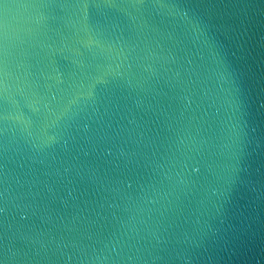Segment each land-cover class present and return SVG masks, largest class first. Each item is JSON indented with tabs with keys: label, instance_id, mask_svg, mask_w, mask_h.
Masks as SVG:
<instances>
[{
	"label": "water",
	"instance_id": "obj_1",
	"mask_svg": "<svg viewBox=\"0 0 264 264\" xmlns=\"http://www.w3.org/2000/svg\"><path fill=\"white\" fill-rule=\"evenodd\" d=\"M0 264H264V0H0Z\"/></svg>",
	"mask_w": 264,
	"mask_h": 264
}]
</instances>
